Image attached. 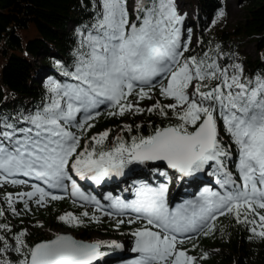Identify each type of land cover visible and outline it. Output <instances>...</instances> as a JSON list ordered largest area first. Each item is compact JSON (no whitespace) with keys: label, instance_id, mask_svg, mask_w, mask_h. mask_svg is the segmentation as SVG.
<instances>
[{"label":"snow or ice","instance_id":"1","mask_svg":"<svg viewBox=\"0 0 264 264\" xmlns=\"http://www.w3.org/2000/svg\"><path fill=\"white\" fill-rule=\"evenodd\" d=\"M184 19L176 0H93L89 21L76 29L71 62L56 61L41 103L28 111L0 109V188L26 189L0 193V264H98L102 248L124 247L68 234L29 244L26 230L13 232L9 216L65 198L56 192L93 207L91 215L58 216L70 227L101 215L115 218L117 228L127 224L135 254L129 264H200L207 254H190L188 243L213 235L225 216L249 239H264V72L247 73L219 45L195 51ZM145 112L168 123L128 140L119 135L111 147L110 130L89 135L101 115ZM123 131L133 128L125 124ZM134 165L157 178L212 179L176 206L166 183L133 184L125 190L131 200L104 196L107 210L78 184L100 185ZM125 213L131 215L120 218Z\"/></svg>","mask_w":264,"mask_h":264},{"label":"trees","instance_id":"2","mask_svg":"<svg viewBox=\"0 0 264 264\" xmlns=\"http://www.w3.org/2000/svg\"><path fill=\"white\" fill-rule=\"evenodd\" d=\"M92 2L0 0V109L8 113L28 111L41 103L47 79L57 74L56 61L71 62L76 29L89 21ZM190 3L194 15L190 17L188 27L197 38L195 43H191L195 51H200L201 46L204 50H211L219 45L222 52L242 64L247 73L254 75L264 72V0H238L242 15L230 27L220 18L214 26L212 24L221 11L224 13L225 0H190ZM245 39L254 44V58L238 53ZM95 123L96 127L89 135L110 130L105 146L111 147L119 135L126 140L131 135H147L153 127L164 126L168 121L145 112L126 114L124 117L104 114ZM125 124L132 126L133 133L123 131ZM137 125H140L139 132ZM71 211L77 216L81 213L63 200L33 210L32 216L29 213L21 217L9 216V220L13 232L24 230L21 220L30 218L28 221L32 222L40 218L69 230L78 240L94 242L88 240L93 235L110 240L128 236V227L121 225L117 228L106 220L91 222L84 218L85 224L81 227H70L58 220V216ZM0 222H3V218H0ZM8 235L9 243H13ZM250 235L243 225H236L230 217L225 216L219 218L213 235L202 236L187 247L190 254L198 258L207 254L206 259H201V264H264V239H249ZM26 239L29 244H34L45 238L37 232H28ZM192 244L196 245L195 249H192Z\"/></svg>","mask_w":264,"mask_h":264},{"label":"rangeland","instance_id":"3","mask_svg":"<svg viewBox=\"0 0 264 264\" xmlns=\"http://www.w3.org/2000/svg\"><path fill=\"white\" fill-rule=\"evenodd\" d=\"M177 6H178V12H183L185 19H184V26H185V31L187 32V30H190L188 27V22L190 17H192L194 15V9L193 6L190 3V0H176ZM225 11H224V15L222 17H220L221 20H224V24H226L227 27H230L235 21L239 20L241 15H242V11H241V7L238 4V0H225ZM71 28V26H70ZM190 36H191V43H195L197 41L195 32L193 30H190ZM238 53L240 55H248L251 57H255L256 53L254 50V44L252 41L245 39L242 43V45L239 48ZM237 57V55H236ZM237 60V59H236ZM149 103V101H144L141 103L142 106H147ZM116 131V130H115ZM211 178V177H210ZM175 182H173L172 187H169V193H168V197L169 199L172 197V195L174 194L176 187H177V179H174ZM207 180H210L209 178ZM174 187V188H173ZM1 192H17V191H22V190H26L23 187H19V186H5L4 188H0ZM65 196V198L67 197V195L64 193L62 194ZM102 204L105 205V209L107 210V202H103ZM3 206V205H2ZM35 206V205H33ZM85 210L92 212L93 211V207H85ZM128 216V215H127ZM127 216L124 217V219L127 218ZM103 218H109V217H105L102 216ZM114 219V218H112ZM30 220V218L28 219ZM41 225V226H38ZM23 226L25 227V230L28 232H37L41 235L44 236L45 240L48 237H52L55 234H68L70 235V232L66 229H61L59 226H55L52 223H48L46 221H42L40 218L36 219L35 221H23ZM38 227V228H36ZM90 239H94L99 241L101 239L100 236L97 235H93ZM103 240H110L109 238H103ZM117 243L122 244L124 247L121 248V250L125 251V245L127 244L126 242H128V237L125 236H121L118 237L116 239ZM129 257V256H127ZM128 261H125L124 263H126ZM201 264V263H200Z\"/></svg>","mask_w":264,"mask_h":264},{"label":"bare ground","instance_id":"4","mask_svg":"<svg viewBox=\"0 0 264 264\" xmlns=\"http://www.w3.org/2000/svg\"><path fill=\"white\" fill-rule=\"evenodd\" d=\"M181 15H184V13L183 12H179ZM192 30V29H191ZM149 173V175L145 178V180H150L151 181V179H152V175H153V173L152 172H149L145 167H144V169H143V174H146V173ZM202 177H204V175H202ZM138 183H140V182H138ZM138 183H135V184H138ZM183 185H184V182H179L178 183V189H177V191H176V194L171 198V203L172 202H174L175 201V204H177V201L176 200H178V198H179V195L181 194V191H182V188H183ZM181 186H182V188H181ZM129 193H132V191H129ZM131 194H129V195H127V196H130ZM185 201H186V199H184ZM134 255L135 254H133V257H134Z\"/></svg>","mask_w":264,"mask_h":264}]
</instances>
